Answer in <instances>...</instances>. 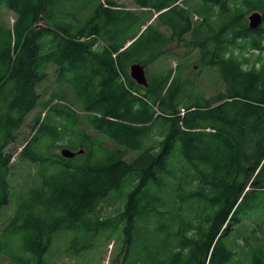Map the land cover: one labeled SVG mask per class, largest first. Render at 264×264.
Listing matches in <instances>:
<instances>
[{
    "label": "trees",
    "instance_id": "1",
    "mask_svg": "<svg viewBox=\"0 0 264 264\" xmlns=\"http://www.w3.org/2000/svg\"><path fill=\"white\" fill-rule=\"evenodd\" d=\"M131 1L148 13L0 0L17 16L0 25V256L48 264L63 234L72 256L114 241V264H232L243 248L264 264V23L248 21L264 0ZM183 50L197 52V71ZM162 58L179 65L151 72ZM135 63L146 88L130 77ZM206 72L225 87L210 98L198 88ZM38 108L30 139L8 151ZM109 199L119 207L104 219Z\"/></svg>",
    "mask_w": 264,
    "mask_h": 264
},
{
    "label": "rangeland",
    "instance_id": "2",
    "mask_svg": "<svg viewBox=\"0 0 264 264\" xmlns=\"http://www.w3.org/2000/svg\"><path fill=\"white\" fill-rule=\"evenodd\" d=\"M101 2L111 1L114 2L119 8L131 10L137 14L142 13H148L147 10L142 9L138 5H136L131 0H100ZM252 14V13H251ZM250 14V15H251ZM159 14L154 15L152 20L149 22V24H153L155 19L158 17ZM17 16L12 11L8 10L5 7L0 8V25L1 27H5L7 29H12L15 22H16ZM195 20L197 17L194 18ZM44 25V22L41 23ZM146 28V27H145ZM188 38V36H187ZM185 50L177 53V58L180 62L188 61L189 64L197 67V64H193L196 57L197 52L195 51L188 57H185ZM179 65L178 61L173 58H162L160 59L159 63H156L149 69L151 72L154 70V68H167L171 67L173 69L176 68V66ZM191 69V74L194 75L193 67ZM198 70V67L196 68V71ZM43 89L44 97L48 98L49 93H51L55 89V84L50 81L49 83L45 84ZM198 88L199 90L206 96V98H210L211 95L214 93H217L219 91L224 90V85L221 81H218L216 76L211 75L210 73L206 72L203 73L202 77L198 81ZM40 109H36L33 111L27 118L25 126L20 130L19 132V138L16 144L12 145L8 148V151L15 152L21 151L28 139L31 137V125L33 124V120L35 118V115L38 113ZM185 109H182V115H184ZM106 145H109L108 142H106ZM56 151L59 153L60 148L56 149ZM135 153H132L129 157V159H132L135 157ZM17 156V155H16ZM16 156L14 157V160L16 159ZM21 173H19L20 175ZM22 183L24 184L26 179L25 177H22L21 179ZM30 181V180H29ZM162 203L165 204V207L161 208L160 210L162 212H169L170 209L168 207L169 204H173L174 200L171 198H164L161 200ZM186 206V205H185ZM204 203H191L187 205V210H191L190 208H193V211L202 212L204 208ZM119 205H116V202L112 199H109L105 201L98 211V215L104 219L109 218L110 216H113L118 211ZM13 204L8 206L6 208V211H4V216L2 217L1 222H5L13 212ZM185 212V209H184ZM194 215V214H193ZM190 215V216H193ZM167 222V220H166ZM69 238L65 235H61L57 237L52 250L50 251V254L48 255V264H114L117 255L119 254L121 248L118 244H116L114 241H110L104 244V242H101L99 245H97L94 249L91 251H88L80 256H72L66 252L68 247ZM241 245H244V241H240ZM248 255L247 250L243 248L242 250L238 251V255L232 260V264H248ZM0 262L2 264H19L17 261H15L13 258L7 256V255H1L0 256ZM117 264H120V262H117Z\"/></svg>",
    "mask_w": 264,
    "mask_h": 264
},
{
    "label": "water",
    "instance_id": "3",
    "mask_svg": "<svg viewBox=\"0 0 264 264\" xmlns=\"http://www.w3.org/2000/svg\"><path fill=\"white\" fill-rule=\"evenodd\" d=\"M263 21V15L260 12H254L249 16L250 29H259L263 25ZM130 76L138 85L148 87V79L144 65H141L139 63L133 64L130 68ZM84 152V149L77 153L65 148L61 150L60 155L66 159H73L77 154H83Z\"/></svg>",
    "mask_w": 264,
    "mask_h": 264
}]
</instances>
